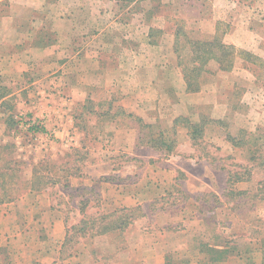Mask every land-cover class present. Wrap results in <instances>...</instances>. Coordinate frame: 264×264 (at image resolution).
I'll list each match as a JSON object with an SVG mask.
<instances>
[{"label": "rangeland", "instance_id": "obj_1", "mask_svg": "<svg viewBox=\"0 0 264 264\" xmlns=\"http://www.w3.org/2000/svg\"><path fill=\"white\" fill-rule=\"evenodd\" d=\"M45 4L53 10L31 15L45 23L42 30L23 26L16 40L105 41L98 48L91 43L83 62L88 61V77L79 74L77 81L87 80L85 88H93L101 100L105 91H116L110 92L108 102L88 98L83 106L70 105L60 126L47 128L43 120L18 119L16 141L0 146L5 161L16 152L26 156L13 157L20 162L12 184L20 189L15 198L47 191L64 217L66 244L56 264H264V192H258L263 172L248 160L251 155L264 156V0H47ZM66 17L72 20L70 37L67 26L59 23ZM215 19L220 22L218 38L243 54L235 57L229 71L210 62L195 101L187 102L173 51L174 33L179 28L182 42L186 37L209 39L214 34L207 31ZM181 54L185 57V50ZM145 66L149 72L143 73ZM107 68L117 73L106 72ZM133 88L146 108L158 105L146 112L144 121L153 126L152 133L162 130L169 135L173 120L185 112L177 105L189 103L182 117L202 124V138L192 144L182 124L171 155L142 146L139 116L119 112V99ZM67 97L62 94L61 101L68 103ZM60 129L67 130L66 147L54 145L58 140L54 132ZM117 132L130 137V149L115 151ZM51 143L54 147L49 150ZM2 159L0 168L5 167ZM176 167L184 171L171 182ZM235 172L240 182L228 184V175L233 182ZM67 178L72 181L64 183ZM37 179L41 190L33 189ZM133 183L137 187L129 192L139 194L140 203L114 204V185ZM4 223L0 226L4 232L19 225ZM35 240L23 234L0 239V264L18 262L16 252Z\"/></svg>", "mask_w": 264, "mask_h": 264}, {"label": "crops", "instance_id": "obj_2", "mask_svg": "<svg viewBox=\"0 0 264 264\" xmlns=\"http://www.w3.org/2000/svg\"><path fill=\"white\" fill-rule=\"evenodd\" d=\"M46 1L0 0V146L9 140L16 141L18 119L21 121L32 118L43 120L47 128L54 124L60 126L65 124V116L70 105L83 106L88 98L94 103L108 102L112 96L110 92H116L114 89L110 92L104 90L106 95L101 100L95 96L93 88L90 90L85 88V86H89L87 80L81 81L79 84L77 81L80 77L79 74L88 77V61L85 59L86 63L83 64V62L84 55L87 56L89 51L91 53V49H89L91 43L94 44L95 48H98L105 41L16 40L21 36L24 30L23 26L28 29L38 28V30H42L44 25L41 24L45 23L39 19L37 22L31 15L37 10H45L47 13L49 9L53 10L54 7L49 8V5L45 4ZM67 13L70 17L71 10H67ZM36 23L38 25H35ZM59 23L67 26V30H70V37L72 20L66 17ZM219 23L215 19L213 27L207 32L215 34ZM63 34L62 32L60 35L64 38L66 34ZM136 71L137 68H135ZM141 71L144 73L148 69L145 66ZM106 72L117 73L115 69L108 68ZM160 88L158 91L161 95L162 87ZM95 91L97 92L96 88ZM66 93L68 94V103L61 101V95ZM184 98L187 102L195 101V93H186ZM118 102L124 112L136 114L143 122L147 118L146 112L152 108H158V105L146 108L144 102L139 99V95L135 93V88L132 89L131 94L128 93L127 96L121 97ZM188 109L189 103L177 105V110H185L184 114H178V116L186 115ZM66 132L65 129L54 132L55 138L58 139L54 145L67 146L66 139H64V136L67 135ZM114 136V141L117 143L115 151L130 149V137H127L126 132H117L113 138ZM52 143L47 147L49 150L54 147H52ZM47 148L46 150H48ZM13 157L15 159L26 158L22 153L17 152ZM159 171L157 170V173ZM183 171L181 168H174L171 174V177H174H172L171 182L174 181L179 172L183 173ZM168 173L170 176L169 171ZM160 176L164 177L161 171ZM165 180L169 179L165 178ZM71 181V178H67L63 182ZM135 184H113L116 187V198L113 203L127 207L133 206L136 202L140 203L138 201L140 195L129 192V188L137 187ZM47 193V191L32 193L29 191L9 202L0 204V226L2 227L5 221L15 224V226L19 223L12 231L4 232L1 228L0 239L17 238L21 234L28 238H36L32 244L31 241L28 244L25 242L27 246H22L21 250L16 252L20 260L15 264H56L59 262L65 238L64 217L57 211L54 200ZM19 228L21 233H17ZM145 235L146 233L143 234V236ZM147 235L151 236L152 234ZM129 247L131 249V245Z\"/></svg>", "mask_w": 264, "mask_h": 264}, {"label": "trees", "instance_id": "obj_3", "mask_svg": "<svg viewBox=\"0 0 264 264\" xmlns=\"http://www.w3.org/2000/svg\"><path fill=\"white\" fill-rule=\"evenodd\" d=\"M179 36L180 32L178 28L177 31H175L174 33L173 51L177 58V66L180 68L186 93H197L201 90V78L203 74L207 73L206 67L210 62L215 63L218 69L221 71H229L233 67L235 57L243 54L242 50H237L233 45H228L221 41L218 38L216 32L211 38H207L206 40H190L186 37L185 41L182 42L179 41ZM182 50H185V57H183L181 54ZM119 112L123 114V110L120 109ZM128 116L132 117L131 114H129ZM136 121L139 123L140 127L139 143L142 146H146L157 151L164 152L165 157L171 155L175 149L177 127H180V125L183 124L187 128V136L192 144L199 141L203 135L202 124H195L191 122L187 117H176L173 120L172 128H170V134L167 136L164 135V131L162 130H159L157 134L152 133V130H154L153 126L144 123L140 118H136ZM30 130L31 129H29V131ZM33 131H37V128ZM228 140L229 142H234V139L230 137H228ZM233 146H235L234 143ZM254 151L251 152V154H255L258 150L255 149ZM248 160L251 163L259 165L260 168L262 167L263 178L261 181L258 182V192L263 193L264 156L255 154L251 155ZM19 163L20 162L16 161L13 158H8L4 163L5 167L0 168V204L15 199L17 192H20L19 188L17 189V187H12V184L14 185V181L17 180L15 167L18 166ZM64 176L66 175H63V177ZM231 178L232 176L230 177L228 175V184L235 182L237 183L241 180L236 172L233 175V182ZM32 179H34V176L32 177ZM33 182V189H43V186H41L40 183V179H37V181L33 180ZM51 184L53 185L55 184V182H52ZM119 223L122 224L124 223V221H120ZM65 244L66 242L64 241L63 247L65 246Z\"/></svg>", "mask_w": 264, "mask_h": 264}]
</instances>
